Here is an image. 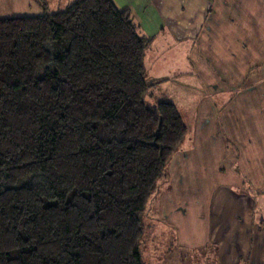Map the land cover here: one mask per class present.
Here are the masks:
<instances>
[{"label":"trees","instance_id":"16d2710c","mask_svg":"<svg viewBox=\"0 0 264 264\" xmlns=\"http://www.w3.org/2000/svg\"><path fill=\"white\" fill-rule=\"evenodd\" d=\"M0 19V264H144L187 127L112 0ZM35 180L38 182L35 183Z\"/></svg>","mask_w":264,"mask_h":264},{"label":"crops","instance_id":"0c3cea01","mask_svg":"<svg viewBox=\"0 0 264 264\" xmlns=\"http://www.w3.org/2000/svg\"><path fill=\"white\" fill-rule=\"evenodd\" d=\"M112 1L153 39L149 68L168 71L149 83L187 127L144 217L143 263L264 264V0Z\"/></svg>","mask_w":264,"mask_h":264},{"label":"rangeland","instance_id":"374dc122","mask_svg":"<svg viewBox=\"0 0 264 264\" xmlns=\"http://www.w3.org/2000/svg\"><path fill=\"white\" fill-rule=\"evenodd\" d=\"M47 3L50 6L51 12L56 13L59 11H64L67 9L65 6H58L57 3L55 4L56 0H46ZM75 1H73L71 4H73ZM43 3L42 0H0V19H8V18H23V17H38L44 14L43 8L40 6V4ZM70 4V5H71ZM161 55L160 53L158 54ZM150 56V55H149ZM178 57L181 62V71L183 73L189 71V67L187 66V61L185 57V51L181 50L180 53L178 52ZM147 67H148V79L153 80V78H158V75H162L163 73H166L168 71V67L165 66V68L160 67L161 62L156 66V68L151 72V69L149 68L152 66L154 62H151V59H148L147 61ZM170 71L173 73L174 68L171 66ZM38 181L35 180V183ZM163 183V182H161ZM160 183V185H161ZM159 185V187H160ZM156 195V194H155ZM154 197V196H153ZM152 197V198H153ZM146 216V215H145ZM151 236H148L149 238ZM155 237V236H153ZM148 243H145L144 240H142V249H146V245Z\"/></svg>","mask_w":264,"mask_h":264}]
</instances>
